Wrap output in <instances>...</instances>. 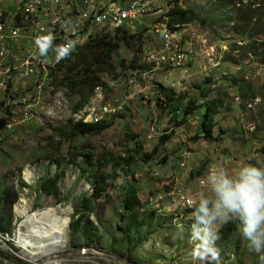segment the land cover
I'll use <instances>...</instances> for the list:
<instances>
[{"label":"rangeland","instance_id":"obj_1","mask_svg":"<svg viewBox=\"0 0 264 264\" xmlns=\"http://www.w3.org/2000/svg\"><path fill=\"white\" fill-rule=\"evenodd\" d=\"M242 1L245 4L256 2L255 7L261 5L264 8V0ZM177 4L190 10L194 20L174 29L167 22L170 40L186 51L191 49L195 54L194 59L181 67L169 68L171 74L166 78L167 68L152 70L148 74L147 90L138 93V96L135 94L137 83L122 81L123 85L113 89L105 83L104 94L111 103L122 101L123 97L128 98L131 94L132 99L125 109L116 112L110 119V126L101 134L85 135L74 144L84 143L87 146H70V143L60 141L49 130H70L74 121L63 117L47 122L34 110L32 112L37 118L30 121L31 124L4 131L3 116L14 114L21 96L29 97L34 87H29L30 83H15L9 97L4 99L7 94L1 93L4 98L0 100V189L8 186L16 188L19 182L25 184L11 206L12 231L8 235L13 242L17 241L18 230L26 232L25 225H20L24 217L14 209L16 204L24 202L29 214L52 209L61 218L68 217L65 246L54 254L51 261L56 260L58 264H121L107 256L90 253L68 257L59 254L94 248L106 255L120 257L108 248L116 225L123 221V186L127 180L133 183L139 197L140 187L146 189L148 198L140 199L149 205L152 195L164 194L172 188L160 187L159 177L155 178L152 173L160 171L165 176L163 172L166 169L168 176L179 177L176 171L180 170L185 174L181 180L176 177L165 180H170L172 184L180 182V187L195 202L202 192L210 195V186L206 184L204 188L200 187L210 169L222 166L235 173L247 164L264 165V17L259 20L254 14L246 29L244 21L236 20L246 6L237 3L224 5L219 0H179ZM154 23L144 22L138 30H135L134 24L125 28L130 33L143 31L144 47L148 48L155 43L153 35L159 34L152 29ZM114 33L115 29H110L103 35L113 36ZM133 52V48L120 49L115 56L116 63L120 59L129 63ZM122 71L124 75L129 72ZM115 72L105 75L116 77L113 76ZM142 73L136 74L138 82ZM64 92L73 107L79 97H70L66 90ZM195 100L198 107L190 115H185L186 103L194 105ZM208 103L215 104L213 139L209 140L195 136ZM190 120L191 125L187 124ZM153 127L156 129L154 138L145 140L148 135L152 136L150 131ZM134 136L142 143L143 152L152 153L153 158L149 163L137 162L127 168L130 160L127 150L133 149ZM88 145L98 157H101L100 154L108 155L109 161L104 164L93 162ZM184 151L191 153L186 170L178 167ZM94 165H104L107 188L103 191L104 198L94 200L93 214L87 217L86 227H93L98 233L97 240L87 244L81 229L72 231L71 221L76 214L74 199L83 194L88 197L92 194L90 178ZM55 173L62 174L57 183L58 195L52 197L36 190L39 180L51 178ZM150 181L158 187L155 184L153 187L144 186ZM157 205L153 208V217L143 229L148 241L137 253L140 264H205L194 261L191 256L194 247L191 241L193 221L189 217L193 214L190 211L193 207L187 209L176 201L172 204L171 200L164 199ZM148 207L144 206V211L151 208ZM227 225L233 229L220 230L221 238L217 241L221 250L220 264H261L257 253L251 251L249 241L242 237L239 222ZM8 245L12 246L10 242ZM13 251H4L12 259L0 257V264L47 262L33 261L21 249Z\"/></svg>","mask_w":264,"mask_h":264},{"label":"built area","instance_id":"obj_2","mask_svg":"<svg viewBox=\"0 0 264 264\" xmlns=\"http://www.w3.org/2000/svg\"><path fill=\"white\" fill-rule=\"evenodd\" d=\"M178 1L0 0V95L13 90L15 83H30L29 87L35 86L29 97L21 96L17 106L15 105L14 114L3 116L4 131L9 132L31 124L30 121L37 118L32 110L40 113L47 122L63 117L83 124L110 122L116 112L125 109L132 99L130 95L128 98L123 97L122 101L111 103L99 86L80 108L73 111L64 90H58L54 86L57 81L54 82L52 73L63 61L55 60V48L58 46L73 43L75 51L110 29H121L152 16V22L155 21L152 29L162 36V46L143 52L141 63L145 69L141 72L129 71L124 75L121 68H117V74H120L117 77L103 74L102 81L108 88H118L123 85L122 81L133 83L136 74L142 72V78L148 79L152 70L178 68L187 61H192L195 54L191 49L186 51L170 40L167 24L169 16L162 13ZM48 34L54 36L53 47L46 56H40L35 41ZM61 78L62 75H59L57 80ZM7 97L9 96L4 99ZM63 105L65 106L62 107ZM155 130L153 127L150 131L152 136L148 135L150 137H145V140H150ZM190 160L191 153L182 152L178 167L186 170ZM152 176L157 178L159 175L155 172ZM166 186L172 188L164 194L149 198L151 208H156L158 202L164 199L171 200L172 204L176 201L179 206L190 209V203H194V199L186 194L179 183L172 184L170 180L160 183V187ZM9 242L15 246L8 233L0 232V251L13 253Z\"/></svg>","mask_w":264,"mask_h":264},{"label":"trees","instance_id":"obj_3","mask_svg":"<svg viewBox=\"0 0 264 264\" xmlns=\"http://www.w3.org/2000/svg\"><path fill=\"white\" fill-rule=\"evenodd\" d=\"M220 4H240L246 6V9L238 14L237 21H244L245 27L249 28V24L252 21L253 15L256 14L258 19L261 20L264 17V8L259 5L255 7V3L247 2L246 4L242 0H219ZM241 9V8H240ZM253 13V14H252ZM168 24L173 27H181L184 24L192 22L193 16L190 14V10L183 8L179 4L171 6L169 12ZM257 24V21L254 25ZM144 32L138 31L130 33L127 28L115 29L113 36L106 34L92 39L85 44L81 49L63 59L57 66L56 70L52 73L54 77V86L58 90H66L71 97L77 95L78 99L73 105L72 110L76 111L80 108L89 97H91L97 87L101 86L103 90L106 88V84L102 81V75L105 73L115 72L113 76H118L117 68L121 70L138 71L141 72L145 69L141 63L142 54L144 52ZM122 48H133V58L129 63H126L124 59H120L119 63H116L115 56L118 55L119 50ZM109 73V74H110ZM59 75H62L60 80H57ZM116 76V77H117ZM195 104L190 102L186 103L185 115H190L198 107V102ZM208 103L205 113L202 115L201 121L198 125V132L195 133L196 138L213 139L212 129L214 126V113L215 104ZM186 120V119H185ZM110 126L109 122L83 124L75 122L74 126L70 130L64 129H51L54 136L60 141L70 143V146L76 148H83L86 144L74 145L81 137L85 135H98L101 134ZM134 142L133 149L127 150V154L130 155L127 168L134 163L144 162L149 163L151 161L152 153L143 152V145L136 137H132ZM89 152L93 154V162L97 164H104L109 161V156L101 157L97 156L88 145ZM88 152V153H89ZM107 153V151H105ZM133 172V171H132ZM61 173H55L53 177L47 179H41L36 183V190L46 195L55 197L58 195L57 183L61 177ZM107 175L104 173V165L95 167L94 173L90 180L92 183V194L90 197L87 194H83L81 197H76L73 201L74 210L76 212L75 217L71 221L72 231H78L81 229V234L86 239V243L89 241H95L98 238L97 231L93 230V227L88 229L86 223L87 217L93 214L95 207L94 200L104 198L103 191L106 190ZM129 180L124 183L123 192V221L116 225V230L111 237L108 250L116 255L124 258L126 261L132 264H140L137 258V253L145 246L148 238L144 235L143 229L147 226L148 220L153 217L155 210L152 208L144 211L145 208H149L148 203L144 204L138 196V191ZM25 187L22 182L18 183V186L3 187L0 189V232L11 233L12 231V211L11 206L15 202L21 189ZM190 211H194L191 209ZM125 227H124V224ZM90 226L92 223L90 222ZM224 225L221 230L228 228L231 231L232 227Z\"/></svg>","mask_w":264,"mask_h":264},{"label":"clouds","instance_id":"obj_4","mask_svg":"<svg viewBox=\"0 0 264 264\" xmlns=\"http://www.w3.org/2000/svg\"><path fill=\"white\" fill-rule=\"evenodd\" d=\"M51 34L38 37L35 44L40 56H46L53 47ZM75 45L67 43L55 48L56 62L68 58ZM210 186V195L201 193L194 203L191 217V241L194 261L220 264L221 250L217 246L221 228L239 222V231L249 241L251 251L264 264V165L247 164L235 173L218 166L210 169L201 181V188Z\"/></svg>","mask_w":264,"mask_h":264},{"label":"bare ground","instance_id":"obj_5","mask_svg":"<svg viewBox=\"0 0 264 264\" xmlns=\"http://www.w3.org/2000/svg\"><path fill=\"white\" fill-rule=\"evenodd\" d=\"M170 8L171 7H168L167 10L162 13L167 14ZM176 26L178 27V24ZM12 92V90H8L7 95L9 96ZM0 98H4V96L0 95ZM64 106L65 105L62 107ZM14 209L18 215L24 217L20 225H25L26 232H20V230H18L17 236L15 237L17 241L13 242L15 244L13 249H21L23 252L30 255L33 261L38 262L45 260L47 262L44 264H58V261H51V259L57 251L65 246L67 224L69 221L68 217L61 218L56 215L52 209L29 214L24 202L16 204Z\"/></svg>","mask_w":264,"mask_h":264},{"label":"crops","instance_id":"obj_6","mask_svg":"<svg viewBox=\"0 0 264 264\" xmlns=\"http://www.w3.org/2000/svg\"><path fill=\"white\" fill-rule=\"evenodd\" d=\"M148 18H145L144 17V20H143V18L140 20V22H138V23H134V26L133 27H135V30H138L139 29V26L141 25V24H144V22H152L153 21V19H154V17H152V16H147ZM136 25H138L137 27H136ZM135 32H138V31H135ZM135 32H132V33H135ZM153 37H154V40H155V43H153L152 45H149L148 46V48L147 47H145L144 49H145V51H146V48L148 49V50H150V49H155V48H160L161 46H162V43H163V41H162V36L161 35H159V34H155V35H153ZM155 72V71H154ZM157 73V72H156ZM171 74V70L170 69H168V71H167V75L166 76H164V77H167V76H169ZM148 80H149V78L147 79V78H142L141 77V80L138 82L137 80H135L134 81V83H137L136 85H135V88H137V90H136V93L135 94H137V96H138V93H143L145 90H147V88H148V86H147V83H148ZM140 96V95H139ZM140 97H138L137 99H139ZM191 120L189 121V123H187V124H189V125H191ZM156 133H154V135H155ZM154 135H153V137H151V139L152 138H154ZM148 137H150V136H148ZM148 139V138H147ZM150 139V140H151ZM165 171L163 172L164 174H165V176L164 175H161L160 173V171L158 172L159 173V179H158V181H161V182H163L165 179H167L168 177H176V176H174V175H170V176H168L167 175V170L166 169H164ZM154 171V170H153ZM176 173L179 175V177L177 176L176 178H178V179H182L184 176H185V174L184 173H182L180 170H177L176 171ZM161 178V179H160ZM160 182V183H161ZM180 183V182H179ZM154 184H155V182H153V181H150V183L149 182H147V183H145L144 184V186H146V187H148L149 185L151 186V187H153L154 186ZM156 185V184H155ZM140 191H139V193H140V198H145V197H147L148 198V196H149V194L147 193V191H146V189L145 188H143V187H140V189H139Z\"/></svg>","mask_w":264,"mask_h":264},{"label":"water","instance_id":"obj_7","mask_svg":"<svg viewBox=\"0 0 264 264\" xmlns=\"http://www.w3.org/2000/svg\"><path fill=\"white\" fill-rule=\"evenodd\" d=\"M85 253H90V254L99 255V256H107L109 258H112V259L119 261L121 264H132L123 258L114 256V255H106L104 253L99 252L98 250H96L94 248L80 249V250L73 251V252L60 253L59 256H67V257L68 256H77V255L85 254ZM0 257H8L9 259H12V257H10L8 255V253H6L4 251H0Z\"/></svg>","mask_w":264,"mask_h":264}]
</instances>
